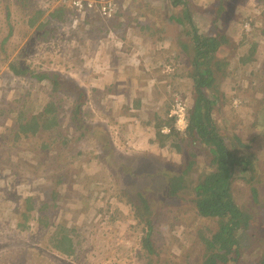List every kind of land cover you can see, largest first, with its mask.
Returning <instances> with one entry per match:
<instances>
[{
    "label": "trees",
    "instance_id": "16d2710c",
    "mask_svg": "<svg viewBox=\"0 0 264 264\" xmlns=\"http://www.w3.org/2000/svg\"><path fill=\"white\" fill-rule=\"evenodd\" d=\"M153 1L155 3H151ZM151 2L135 0L129 9L133 11L142 6L143 11L149 15L154 14V17L167 25L166 31L146 24L143 28L141 26V29L148 31V35L154 36L159 44L169 41L175 50L171 60L178 66L181 64L176 77L182 83L189 80L191 86V103L187 110L188 125L183 135L175 131L169 135L160 133L162 126L171 125L173 121L168 117L171 98L166 95L163 110L155 112V137L162 148L169 146L172 150L166 153L161 150L158 154L147 152L137 155L136 168L130 172H121L118 168L120 187L114 181L115 176L112 179L107 175L106 192L109 200L116 198V203L109 202L95 211L96 216H100L99 223L105 221L102 223L105 226L115 227L122 216L120 205H124L128 208L125 219L133 221L127 234L138 243L134 258L128 255L121 259L110 255L104 260L112 264H130L134 259L142 264H168L183 248L177 246L175 253L170 244V249L167 250L164 234L159 229L160 223L165 222L171 231L170 217L172 219L178 213L191 212L207 220L203 227H193V235L197 236L193 242L200 248L195 255V264H264V54L255 69L256 52L259 45H264V0ZM0 4L5 12V23L8 24L4 36L0 39V67L5 66L13 77L27 82L31 79L39 83L44 82L49 88L45 106L33 99V85L30 88L24 86L23 94L16 97V107L0 103V114L7 113L15 118L10 129L13 143H37L42 151L55 149L61 154H66L65 165L78 166L85 158V152L78 144L92 140V162L99 160L103 168L112 165L108 160L110 158L114 161L111 153L108 158L101 155L99 159L96 152L101 137H105V145H109L110 130L109 125L100 123L102 121H94L93 112L92 121L89 120L90 113L86 106L90 92L88 94L84 86L76 80L61 76L57 71H41L45 61L37 67H32L31 62L27 60L33 52L34 44L45 43L54 38V35L49 37L48 26L53 23L51 31L55 32L66 20L71 21L69 14H74L75 11L65 4L56 8L51 5L37 6L36 0H0ZM13 8L18 12L23 11L20 13L24 16L18 21L11 19ZM228 12L231 20L225 25L228 27L226 32L220 28V23ZM253 14L262 17L258 18L260 25L252 21ZM114 15L112 22L123 17L119 12ZM139 15L144 16L145 13H138L136 16ZM92 19L95 21L91 22L93 25L101 24L97 30L99 35L96 36L99 38L96 45H109L112 36L104 40L106 31L102 30L103 25L109 22L94 14ZM137 20L134 18V21ZM149 22L150 25L153 24V21ZM245 24L249 25L248 30L244 28ZM15 25L22 27L19 42L26 40L22 48L9 43L10 39L17 35ZM120 26V23L116 24V30H119ZM109 31L110 28L107 33ZM144 37L133 42L138 44L144 41ZM72 38L75 37L72 35ZM30 44L32 49L29 48ZM116 44L123 43L118 40ZM105 50L108 55L113 52L107 48ZM116 51V59L125 57L128 63L133 62V58L127 53L128 49ZM236 51L237 54H247L246 62L249 65L246 66L250 69L249 73L246 68H242V73L239 74ZM116 64L119 68L120 62ZM240 66L239 64V68ZM135 67L137 69L133 70L132 76L122 73L123 67L118 69L122 82L132 79L128 88L132 85L140 86L141 81H145V78L139 77L141 74L146 75L145 67L139 62ZM181 71L182 73H179ZM108 76L109 74L105 75ZM247 78H250L248 86L242 85V89L241 82ZM226 82L237 87L243 100L242 111L235 112L233 107H230L229 99L233 95L230 96L223 90V83ZM110 90L111 86L108 85L100 91L94 86L91 93L98 103ZM127 91L132 94L128 89ZM127 91L123 89V98ZM142 103L138 95L132 94V99L123 104L126 108L139 110ZM135 111L125 115V119L135 120ZM109 122L114 124L111 120ZM132 153L134 151L129 152V155ZM179 153L188 156L184 165L180 166L173 157ZM46 163L44 162L36 173L42 172L47 178H51L53 175L46 173L49 168L44 166ZM156 163L158 168H154ZM166 164L175 165V172H163L161 165ZM70 169L69 167L68 171ZM106 172L112 173V170L106 168ZM53 181L56 187L64 183L60 175L54 176ZM86 185L89 186V182ZM138 185H142L143 189H139ZM56 187L52 191V201L57 198ZM37 200L36 195L23 199L24 207L17 209L14 214L16 230L13 235L5 233V237L0 240V250L4 247L12 250L15 238L20 232L40 228L41 237L49 243L48 247L46 245L48 255L56 254L70 263L78 260L76 255L78 249L83 247L85 232L80 231V228H67L54 222L49 223L50 204ZM88 234L92 235L94 232ZM105 236L103 233L102 237ZM191 241L192 238L189 242ZM94 242L99 240L95 238ZM191 245L192 243L189 248ZM48 259L52 260L51 257ZM85 261L86 259L83 264Z\"/></svg>",
    "mask_w": 264,
    "mask_h": 264
},
{
    "label": "rangeland",
    "instance_id": "374dc122",
    "mask_svg": "<svg viewBox=\"0 0 264 264\" xmlns=\"http://www.w3.org/2000/svg\"><path fill=\"white\" fill-rule=\"evenodd\" d=\"M36 3L37 6L51 5L52 8L60 5L58 0H36ZM20 12L22 13L23 11ZM20 12L13 8L11 19L13 21L20 20L24 16ZM120 12L123 17L117 18L116 22L111 21L115 17L104 19V21L109 22L103 25L104 28H102L103 31H106L104 32L106 33L104 40L112 36L107 46L103 47V43L96 45L99 38V36H96L99 35L97 30L101 24L93 25L91 22L95 21L92 19V10L86 9L78 13L69 14L71 21L68 22L66 20L55 32L51 31L54 27L53 23H51L47 30L49 31V37L54 35V38L45 43L34 44L33 52L27 58L33 65L32 67H37L45 61L41 71H57L61 76L76 80L80 85L84 86L88 94L90 92L88 96L90 97L89 102L86 106L88 113H90L88 115L89 120L92 121L93 112L94 121H102L100 123L109 125L110 130L109 145H105L106 138L101 137L100 139L102 140H98L96 152L99 159L101 155H105L108 158L109 153H111L115 162L108 158L110 164L111 162L113 164L106 168H110L112 173L106 172V168L99 164V160L95 163L92 162V140L78 144V147L85 152V158L78 166L65 165L66 154L63 152L61 154L55 149L42 151L37 143L32 142L22 143L18 141L13 143L10 129L15 122V118L7 113L0 114V235H2L0 240L5 237V233L14 234L13 231L16 230L14 214L17 209L24 207L23 199L29 195H36L38 197L37 201L41 200L50 204L49 223L54 222L67 228L76 227L80 228V231L85 232L83 247L78 249L79 251L76 255L78 260L70 263L56 254L48 255L47 247L49 243L45 242L41 237L40 228H31L18 234L12 245V250L5 247L0 250V264H83L84 259H86L84 264H112L104 260L106 256L111 255L113 258L120 257L122 259L128 255L134 258L136 254L138 242L135 243L131 236L127 234L128 228L133 222L129 218L125 219L128 214V208L120 205L122 216L113 228L102 224L105 221L99 223L100 216H96L97 212L95 211L106 206L109 202L111 204L116 203V198L109 200L106 192L107 175H110L112 179L115 176L114 181L120 187L121 180L118 172L120 170L121 172H130L136 168L137 155L147 152L158 154L161 150L166 153L172 150V147L169 146L162 148L155 137V112L163 110V106L166 103V95H169L172 99L176 93L185 95L184 98L189 107L191 103V86L189 80L182 83L176 77L181 64L178 66L171 60L175 50L171 47L170 42L159 44L154 36L148 35V31L141 29V26L143 28L146 24L149 27L166 31L167 25L154 17V14L149 15L146 11H143L142 6L139 9L135 8L133 11L127 8ZM142 12L145 13L144 16H136ZM94 14L96 16V13ZM88 15L89 17H87ZM259 17H261L259 14H253L251 19L260 25ZM134 18L138 20L134 21ZM230 20V13L228 12L221 20L220 28L227 32L228 27L225 25L229 24ZM149 21H153V24L150 25ZM118 23L121 26L118 28L119 30H116L115 25ZM6 25L8 26L5 23V12L2 11L0 4V39L5 34ZM109 28L110 31L107 33ZM14 29L17 31V35L13 36L9 43L18 45L17 48H22L26 41L19 42L18 37L22 27L15 25ZM72 35L75 38H72ZM142 36H145L144 41H140L138 44L133 42ZM117 39L123 44H116ZM29 48H31V44ZM105 48L109 51L113 50V52L108 55ZM120 49H128V55L133 58L131 64L124 59L125 57L121 60L120 57L116 59V50ZM114 51L115 55H113ZM235 54L239 74L242 73V68H246L249 73L250 69L246 66L249 65L246 62L247 54L240 52L237 54V51ZM263 54L264 45H259L256 52L257 66L255 69H257L258 61L261 60L260 58ZM116 62H120L119 68H117ZM138 62L146 69V75H139L141 79L145 78V81H141L140 86L132 85L128 88L132 79L122 82L121 72L118 69L123 67L122 73H128L132 76L133 70L137 69L135 66ZM239 64L241 65L240 68ZM179 73H182V71ZM106 74H109V76L105 77ZM249 80L250 78L244 79L241 82V88L242 85L247 87ZM109 83L112 85H109ZM223 84V90L228 95H233L229 99L231 103L233 98L239 101L238 108L233 110L235 112L238 110L242 111L243 100L237 87H233L228 82ZM106 85L111 86V90L96 103L94 94L91 93L92 88L95 86L97 91H100ZM24 86L29 88L32 86L33 99L37 100L42 106L47 104L49 88L45 86L44 82L39 83L34 79L27 82L21 78L13 77L5 66L0 67V103L12 104L13 107H16L18 105V102L15 101L16 97L18 94H23ZM123 89L125 91L128 89L129 92L138 95L142 99L143 103L139 110L124 106L123 103L132 99V94L127 91L126 96L123 98ZM68 106L69 103H67L66 107ZM169 108L171 109L170 106ZM133 111L137 114L138 123L129 122L125 119V115H130ZM110 120L114 124H110ZM237 133L239 132L237 131ZM131 151H134V153L129 155ZM173 157L176 158L178 166L184 165L188 158L186 154L183 155L182 153L173 155ZM44 162H47L44 166L49 167L46 173L53 175L51 178H47L42 172L41 174L36 173ZM101 163L104 164L103 162ZM161 166L162 171L166 174L175 172V165L166 164ZM69 167L71 168L70 171H68ZM154 168H158L157 163L154 164ZM137 171L140 173L138 168ZM58 175L63 178L64 183L56 187L53 180L54 176L57 177ZM88 182L89 186L86 185ZM55 187L57 189V198L52 201L51 195ZM138 188L143 189V186L138 185ZM53 202H55V205L52 206ZM170 222L172 225L171 231H169L165 222H161L159 227L160 232L164 234L167 250L170 249V244H172L173 252L175 253L177 246H181L183 250H180V254L176 255L171 261L169 257L168 260L170 262L168 264H195V255L198 254L197 250L200 248L193 242L197 237L193 235V227H203L207 220L189 212L178 213L172 219L170 217ZM89 232H94V234L90 235L88 234ZM103 233L106 234L104 238L102 237ZM174 237L176 238L173 239ZM95 238L99 242H94ZM191 238L192 241L189 242ZM91 243L95 245L89 246ZM191 243L192 245L189 248ZM95 251L99 253L96 254ZM49 257L52 260H49ZM130 264H142V262L134 259Z\"/></svg>",
    "mask_w": 264,
    "mask_h": 264
},
{
    "label": "built area",
    "instance_id": "2783aa9c",
    "mask_svg": "<svg viewBox=\"0 0 264 264\" xmlns=\"http://www.w3.org/2000/svg\"><path fill=\"white\" fill-rule=\"evenodd\" d=\"M135 0H58L59 4H65L67 7L73 9L75 12H81L86 9L97 12L102 18L111 19L115 13L125 9H129ZM245 29H249V25H244ZM234 100V104H237ZM171 109L169 116L173 119L171 125H165L161 129V133L169 135L175 131L181 135L186 132L188 120L187 110L188 104L186 99L179 93L172 97Z\"/></svg>",
    "mask_w": 264,
    "mask_h": 264
},
{
    "label": "clouds",
    "instance_id": "9594fccd",
    "mask_svg": "<svg viewBox=\"0 0 264 264\" xmlns=\"http://www.w3.org/2000/svg\"><path fill=\"white\" fill-rule=\"evenodd\" d=\"M92 13H93V14L96 13V16H98L99 18H102L97 12L92 11ZM94 15H95V14H94ZM104 19H105V18H104ZM234 100H236V98H233V99H232L231 107H233V109H237V108H238L239 101L237 102V104H234ZM171 103H172V99H171ZM171 103H170V106H171ZM169 110H170V108H169ZM168 114H169V113H168ZM129 122L138 123V120L135 119V120H131V121H129ZM164 126H165V125H164ZM164 126H162V128H163ZM162 128H161V129H162ZM161 129H160V133H161ZM161 134H162V133H161ZM162 135H164V134H162Z\"/></svg>",
    "mask_w": 264,
    "mask_h": 264
},
{
    "label": "bare ground",
    "instance_id": "6f19581e",
    "mask_svg": "<svg viewBox=\"0 0 264 264\" xmlns=\"http://www.w3.org/2000/svg\"><path fill=\"white\" fill-rule=\"evenodd\" d=\"M168 117L171 118V117L169 116V114H168Z\"/></svg>",
    "mask_w": 264,
    "mask_h": 264
}]
</instances>
